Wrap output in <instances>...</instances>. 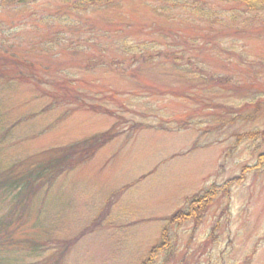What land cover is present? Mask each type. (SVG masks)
<instances>
[{
	"label": "rangeland",
	"instance_id": "rangeland-1",
	"mask_svg": "<svg viewBox=\"0 0 264 264\" xmlns=\"http://www.w3.org/2000/svg\"><path fill=\"white\" fill-rule=\"evenodd\" d=\"M263 130L264 12L219 0L0 7V172L40 182L5 264H140L166 218L256 163L263 134L235 140ZM70 152L88 159L46 182ZM195 226L169 225L174 255L156 264H264V165Z\"/></svg>",
	"mask_w": 264,
	"mask_h": 264
},
{
	"label": "trees",
	"instance_id": "trees-1",
	"mask_svg": "<svg viewBox=\"0 0 264 264\" xmlns=\"http://www.w3.org/2000/svg\"><path fill=\"white\" fill-rule=\"evenodd\" d=\"M37 0H0V7L3 6H26L27 4L33 3ZM69 7L71 11H82L86 8H96L101 6H108L113 3L114 0H62ZM222 2H232L237 4H242L244 8L248 12L262 13L264 12V0H219ZM197 12L201 13V9H197ZM7 118L3 119V124L6 125ZM17 122V121H16ZM15 123V122H14ZM137 125V126H135ZM135 127H153L150 122H141L138 124H134ZM6 133L8 132V128L6 126ZM114 133L107 131L105 133H101L97 137L93 138L92 145H88L90 150L94 148L91 154L87 157H90L94 154L95 150L101 147L103 143L112 138ZM263 134L264 130L261 132L253 131L246 132L242 134H237L235 143L238 145L246 138H252L256 135ZM8 136V133L7 135ZM92 141H89L87 144H91ZM3 144V141L0 142V146ZM235 144V145H236ZM84 151L86 147H84ZM83 151V152H84ZM65 155V154H64ZM63 155V156H64ZM73 153L70 152V155H66V158L63 160H59V162H50L49 165L46 166L45 170L50 173L52 176L47 177V181L55 178L56 172H62V170L72 164H78L79 162H83L88 158L78 157L79 159H74ZM69 157V159H67ZM71 157V158H70ZM78 161V163H77ZM18 161H15L16 164ZM68 163V164H67ZM67 164V165H66ZM264 165V153H260L257 156L256 163L253 166H244L238 175H234L228 179H226L221 184H211L209 188L204 190L203 192L195 195L187 204V207L184 210H178L174 212L171 216L166 218V222L161 230V240L156 245L152 246L148 251L146 257L141 261L140 264H156L157 260L160 258L162 254H164V263L174 255V245L171 242V235L168 231V227L171 224H180L185 221L194 220L195 228H197L202 220L203 214L205 210L214 202V200L220 195H224L225 197L230 196V191L233 186L240 185L244 180L246 174L251 170L259 169ZM4 171V172H2ZM0 172V205L2 206L4 203H10V208H8L5 213L0 217V264H5L9 260L10 249L17 248V243H10L11 233H13L14 227H16V222L19 221V216H21L28 204L30 199L35 196L36 190L33 189L34 185L40 184V182L33 184V179H31L30 175L18 174L19 176L16 178H9L10 169H3ZM111 197V196H110ZM10 198V199H9ZM0 206V207H1ZM14 234V233H13ZM8 245L5 246V244ZM10 243V244H9ZM8 249V250H7Z\"/></svg>",
	"mask_w": 264,
	"mask_h": 264
}]
</instances>
